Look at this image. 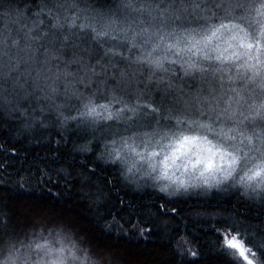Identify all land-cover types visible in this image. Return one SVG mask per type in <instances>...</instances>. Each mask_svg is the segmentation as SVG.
I'll return each mask as SVG.
<instances>
[{"label":"snow or ice","instance_id":"snow-or-ice-1","mask_svg":"<svg viewBox=\"0 0 264 264\" xmlns=\"http://www.w3.org/2000/svg\"><path fill=\"white\" fill-rule=\"evenodd\" d=\"M36 9L0 0V80L15 90L30 79L48 99L62 83L51 158L62 150L72 159L95 152L96 161L120 166L126 187L162 185L169 199L155 218L168 243L147 255L133 252L154 228L130 220L125 228L116 213L100 230L116 243L94 242L77 203L51 188L37 196L23 177L12 179L5 161L0 199L21 210L0 221V264H264V0H40ZM80 163L76 170L60 164L53 183L71 191L78 177V201L92 213L107 194L93 179L96 168ZM39 171L40 183L52 180L47 165ZM104 184L114 186L113 179L105 176ZM227 192L254 215L194 210L195 222L217 240L193 243V216L169 207L172 198ZM118 205L123 211V198Z\"/></svg>","mask_w":264,"mask_h":264},{"label":"trees","instance_id":"trees-1","mask_svg":"<svg viewBox=\"0 0 264 264\" xmlns=\"http://www.w3.org/2000/svg\"><path fill=\"white\" fill-rule=\"evenodd\" d=\"M40 0H16L19 7L24 8L28 5L32 11L37 10ZM89 2L99 6L101 0H89ZM118 0H107L109 5L115 6ZM30 15V13H29ZM46 19V18H45ZM2 27V21H0ZM70 55V53H69ZM33 75L35 73L33 72ZM63 87V84H60ZM64 90V87H63ZM55 99L56 103L64 104L65 98ZM52 99L43 98L41 91L36 90L29 80L23 89H17V98L11 105L0 104V163L8 161V170L13 173L12 179L18 180L23 177L31 185L35 187L37 196H49L48 189L51 188L52 193H60L68 203H77L78 210L81 215L86 218L90 233L94 238V242L101 245L114 244L115 240H107L101 233V229L107 227L111 221L112 214H117V219L124 224L125 228H130L131 223H138V226L154 228L153 235L148 241L141 242L139 248L133 249V252H143L146 255L159 251V245L167 244V236L160 234L159 224L156 221L155 213L157 206L165 203L169 198L159 191V188L148 186L141 190H133L126 187L119 177V165H104L103 162L95 160V152L87 155H76L75 159L68 156L66 150H62L59 160L51 158V152L58 146L56 140L60 139L58 132V125L60 118L56 111V107L51 103ZM18 103V109L9 113L10 107H15ZM74 103V101H73ZM19 109H23L21 113ZM65 115H75V111L65 108L63 109ZM73 113V114H72ZM33 118H36V123L33 128L27 131H21L17 134L18 129H22L26 123H31ZM40 121L44 125L41 126ZM75 128V125H72ZM79 142V141H77ZM71 147V144H69ZM17 150L16 155L11 154V149ZM99 150V149H97ZM86 161L88 165L95 167L96 172L93 177L97 181V186L102 189L105 196L98 210L94 209L92 213L87 211L86 202L78 201L79 192V178L74 179L71 191H67L68 186L64 183H53L56 178L55 168L60 164H67L71 169L76 170L82 167L80 161ZM47 165L52 171V180L44 178L45 182L40 183V167ZM75 176V171H73ZM107 176L113 179L114 186L105 185L104 177ZM64 178L61 177V180ZM186 194L178 198H172V203L169 207L176 206L185 215L193 216L192 222L189 223V233L193 239V243H199L202 246L212 247L215 245L217 237L209 230L207 224H198L195 222L194 210H206L208 212L216 211L218 209H229L231 212L239 214L240 218L244 216L254 215L249 213L246 206L240 203L239 194H232V192L222 193L217 196L205 198H198L196 195L189 196ZM123 198L125 201V208L120 211L118 201ZM21 210L19 204H15L3 197L0 199V221L6 218L7 214L12 212H19ZM228 213H225L227 215ZM255 224V221H251ZM182 226V225H181ZM112 235L116 236L118 229L113 226L111 229ZM258 241H254L256 243ZM85 246V245H82ZM149 259L152 257L149 255ZM242 264V262H241Z\"/></svg>","mask_w":264,"mask_h":264},{"label":"clouds","instance_id":"clouds-1","mask_svg":"<svg viewBox=\"0 0 264 264\" xmlns=\"http://www.w3.org/2000/svg\"><path fill=\"white\" fill-rule=\"evenodd\" d=\"M101 3L104 5H109L107 3V0H101ZM41 84H43V80L41 81ZM16 98H17V89L15 90L13 89L12 82L0 80V104L7 105L8 100L14 102Z\"/></svg>","mask_w":264,"mask_h":264},{"label":"bare ground","instance_id":"bare-ground-1","mask_svg":"<svg viewBox=\"0 0 264 264\" xmlns=\"http://www.w3.org/2000/svg\"><path fill=\"white\" fill-rule=\"evenodd\" d=\"M63 87H61L60 85H59V92L55 95V97L54 98H56V99H62L63 97H64V95H63ZM41 94H42V96L43 97H46L45 96V94L43 93V92H41ZM47 98V97H46ZM65 98V97H64ZM48 99V98H47ZM73 114V113H72ZM191 196H193V195H195V193H192V194H190ZM189 195V196H190Z\"/></svg>","mask_w":264,"mask_h":264},{"label":"rangeland","instance_id":"rangeland-1","mask_svg":"<svg viewBox=\"0 0 264 264\" xmlns=\"http://www.w3.org/2000/svg\"><path fill=\"white\" fill-rule=\"evenodd\" d=\"M44 98V97H43ZM51 103H53V105L56 107V105H60L58 103H56L55 99H52L51 100ZM143 146L142 145H139L138 148H142ZM158 150V149H157ZM147 167V165L145 164V168ZM149 183H152L151 181H149ZM160 186L162 185H157L156 187L159 188Z\"/></svg>","mask_w":264,"mask_h":264}]
</instances>
